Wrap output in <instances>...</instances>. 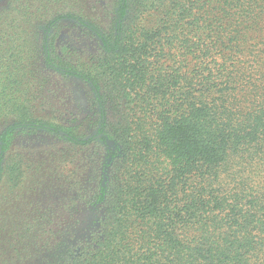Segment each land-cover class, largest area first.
I'll return each mask as SVG.
<instances>
[{"label": "trees", "instance_id": "obj_1", "mask_svg": "<svg viewBox=\"0 0 264 264\" xmlns=\"http://www.w3.org/2000/svg\"><path fill=\"white\" fill-rule=\"evenodd\" d=\"M29 3L0 0V192L23 178L4 165L18 135L101 141L103 212L77 248L13 227L0 264H264V0H117L105 31L69 8L44 21ZM71 19L100 40L90 62L48 35ZM26 59L91 88L98 136L35 116L43 84L25 81Z\"/></svg>", "mask_w": 264, "mask_h": 264}, {"label": "rangeland", "instance_id": "obj_2", "mask_svg": "<svg viewBox=\"0 0 264 264\" xmlns=\"http://www.w3.org/2000/svg\"><path fill=\"white\" fill-rule=\"evenodd\" d=\"M26 1L30 2V15L36 18L42 15L45 21L50 12L69 8L102 31L110 28L117 5V0H48L44 4L42 0ZM48 2L50 7L46 9ZM61 24L48 34L51 40L55 36L57 52L61 54L66 48L63 56L73 63L79 59L90 62L100 55V40L91 31L75 19ZM39 28L45 33L44 23ZM22 64L27 72L22 74L25 81L36 82L32 77L41 76L43 90L35 93L37 99L31 105L36 117L59 127L74 128L75 134L87 138L99 135L100 109L87 84L47 69L33 59ZM4 127L6 124L0 130ZM6 157L4 165L17 162L23 178L15 193L10 192L9 184L0 192V242L9 244L17 239L12 234L13 227L27 223L40 224L44 230L35 231L29 240L32 245L58 239L77 248L99 234L103 209L94 196L106 157L101 141L76 147L42 133L18 135Z\"/></svg>", "mask_w": 264, "mask_h": 264}]
</instances>
